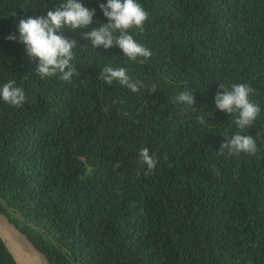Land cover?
<instances>
[{
  "label": "trees",
  "instance_id": "1",
  "mask_svg": "<svg viewBox=\"0 0 264 264\" xmlns=\"http://www.w3.org/2000/svg\"><path fill=\"white\" fill-rule=\"evenodd\" d=\"M60 2L0 0V86L14 80L27 96L0 100V212L53 264H264V0H139L144 63L65 29L78 43L71 82L41 79L25 45L6 39ZM81 2L96 10L88 30L107 22L106 0ZM105 66L144 87L107 84ZM233 83L261 106L243 132L255 155L219 153L240 131L215 107L218 85ZM184 91L191 106L175 101ZM145 147L158 158L148 175ZM0 264H16L1 238Z\"/></svg>",
  "mask_w": 264,
  "mask_h": 264
},
{
  "label": "clouds",
  "instance_id": "2",
  "mask_svg": "<svg viewBox=\"0 0 264 264\" xmlns=\"http://www.w3.org/2000/svg\"><path fill=\"white\" fill-rule=\"evenodd\" d=\"M256 1L259 3V0ZM235 7L239 15L240 8ZM99 8L107 22L88 30L96 15L95 8L85 7L81 0H61L58 6L48 10L46 15L19 18V35L10 33L6 39L18 40L25 45L27 55L33 60H38L35 71L41 79L57 77L65 82H71L74 76L79 75L75 64L72 63L75 59L74 49L78 43L64 34L65 29L84 30L82 35L85 39H90L93 48L103 46L109 49L116 45L132 61L143 58L140 63H144L152 56L151 50L138 42L133 35L137 30L144 31L150 15L139 0H106V3L99 4ZM100 79L109 85L117 81L132 92H138L144 87L142 81L130 78L125 67L105 66ZM218 86L222 91L215 95V107L230 114L240 130L225 139L220 145L219 153L228 156L240 153L255 155L258 152L256 140L251 135L243 134L245 129L254 125L261 113L260 104L252 100L255 90L246 83ZM151 91H156V85H152ZM0 100L20 107L26 102L27 96L23 88L16 86L14 80H9L0 86ZM175 101L188 106L195 102L190 91L180 92ZM140 160L146 165L145 175L152 173L158 162V158L150 154L147 147L140 150Z\"/></svg>",
  "mask_w": 264,
  "mask_h": 264
},
{
  "label": "water",
  "instance_id": "3",
  "mask_svg": "<svg viewBox=\"0 0 264 264\" xmlns=\"http://www.w3.org/2000/svg\"><path fill=\"white\" fill-rule=\"evenodd\" d=\"M0 238L16 264H53L30 236L3 212H0Z\"/></svg>",
  "mask_w": 264,
  "mask_h": 264
}]
</instances>
